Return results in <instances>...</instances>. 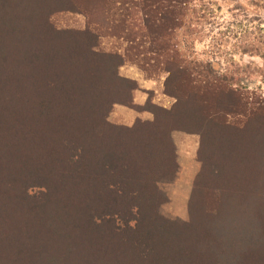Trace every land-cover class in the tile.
<instances>
[{
    "label": "trees",
    "instance_id": "trees-1",
    "mask_svg": "<svg viewBox=\"0 0 264 264\" xmlns=\"http://www.w3.org/2000/svg\"><path fill=\"white\" fill-rule=\"evenodd\" d=\"M187 2L0 0V264H264V179L257 188L244 167L221 177L205 162L188 222L158 212L178 169L176 129L199 134L202 152L248 133L246 166L264 165L262 105L172 43ZM88 4L94 27L56 26V13ZM119 31L143 70L168 73L176 98L133 126L109 120L117 103L137 107L125 57L99 49Z\"/></svg>",
    "mask_w": 264,
    "mask_h": 264
},
{
    "label": "rangeland",
    "instance_id": "rangeland-1",
    "mask_svg": "<svg viewBox=\"0 0 264 264\" xmlns=\"http://www.w3.org/2000/svg\"><path fill=\"white\" fill-rule=\"evenodd\" d=\"M82 6L80 11L64 10L56 13L53 16L56 26L71 30L94 27L90 22L97 20V11L91 8V4ZM184 10L183 26L175 33L173 45H177L192 63H210L213 73L227 76L231 86L238 89L251 104L264 108V0H188ZM131 23H138V18H134ZM125 36L127 34L123 31L115 36H101L99 49L123 55L126 61L119 68L120 75L134 80L139 86L134 92L137 107L117 103L109 116L114 124L133 126L138 119H153L150 103L170 109L176 98L165 89L168 73L154 70L151 66L143 70L127 51L131 42ZM249 124V127L256 125L255 120L252 118ZM171 135L177 152L178 169L172 180L161 183V189L169 198L158 208L163 217L178 222L190 220L189 201L195 180L205 162L210 168H213L214 161L220 165L221 177L224 171L232 169L241 174V168L244 167V171L248 172L245 173L250 175L249 180H257V188L262 187L264 165L253 168L246 166L254 152L251 138L246 143L248 133L244 139L240 137L233 147L221 142L213 143V146L207 143L203 152L199 134L176 129ZM237 149L241 152L239 157L235 156L234 151ZM256 160L264 161L260 148L256 151ZM209 177L215 180L211 173ZM254 185L249 183L247 189L250 190ZM38 190L35 188L33 191Z\"/></svg>",
    "mask_w": 264,
    "mask_h": 264
}]
</instances>
